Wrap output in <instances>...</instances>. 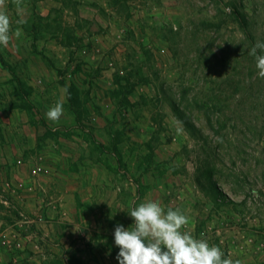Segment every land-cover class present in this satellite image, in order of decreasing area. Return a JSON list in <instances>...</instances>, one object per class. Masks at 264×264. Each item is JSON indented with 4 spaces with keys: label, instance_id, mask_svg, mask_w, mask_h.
Here are the masks:
<instances>
[{
    "label": "rangeland",
    "instance_id": "374dc122",
    "mask_svg": "<svg viewBox=\"0 0 264 264\" xmlns=\"http://www.w3.org/2000/svg\"><path fill=\"white\" fill-rule=\"evenodd\" d=\"M51 22L24 30L65 51L35 47L31 92L19 82L0 98L63 103L67 124L52 130L36 110L43 133L27 132L25 153H0V264H118L115 227L149 199L188 216L184 230L224 259L264 264V79L248 54L264 42V0H58ZM13 128L0 126V144H19ZM75 136L82 188L52 173L12 183L38 137L66 148L52 163L77 172Z\"/></svg>",
    "mask_w": 264,
    "mask_h": 264
},
{
    "label": "crops",
    "instance_id": "0c3cea01",
    "mask_svg": "<svg viewBox=\"0 0 264 264\" xmlns=\"http://www.w3.org/2000/svg\"><path fill=\"white\" fill-rule=\"evenodd\" d=\"M58 0H23L22 7L24 8V13L21 15L17 12L16 6L13 3V0H5L6 4V14L9 16L11 20V32L10 35L12 36V39L10 40L7 47L0 46V57L2 54L3 59L0 60V90H3L4 87L11 86L12 88L16 87V90H18V83L24 82L28 88V91L31 92V89L29 86L33 84V81L29 77H26V75L35 74V72L38 70L35 68V60L37 58V55L35 54V47L40 48L42 50L43 46L45 48L54 47L56 50H63L65 51V47L60 44L61 39H52L51 37L40 39L39 35H35L32 33H27L24 30L25 26H31L33 19L35 20L36 16H41L44 19H46L50 24H52V12L54 8H56ZM22 19L24 21L23 24L18 25L16 23L17 20ZM22 29V35L19 38H16L14 36V32L17 28ZM52 41L54 44H52ZM57 41V42H56ZM39 42H42L43 44L39 46ZM45 52V51H44ZM1 57V58H2ZM6 57H10L12 61L9 69L7 64H9L8 61L5 60ZM6 64V65H5ZM41 72H49L51 71L49 69L40 70ZM10 73L17 75V80H13V84H5L4 81L8 80L10 78ZM21 84V83H19ZM59 90H62V86H58ZM14 90V89H13ZM7 90H5L2 93V98H0V126H4L7 128H13L12 132V140L19 141L18 145H9L8 141L5 140V144H0V153L7 152V153H25L23 149V143L26 141V134L27 132H33V134L38 136V134H42L44 130L43 125V117L42 115H38L36 113V110L38 111H48L49 108L53 107L54 103H49L48 101L40 104L32 103L33 106L29 108H24L22 101L27 100L30 101V98H36L29 96L21 95L23 98H21L20 93L17 92L16 94L11 95V100L13 103L6 105V99L9 100L10 96L8 93H5ZM14 92V91H13ZM31 94V93H30ZM29 98V99H28ZM36 100V99H34ZM26 102V101H24ZM62 102V101H60ZM63 102H67L66 98ZM30 104V103H29ZM63 104V103H61ZM34 105L36 108H34ZM39 107L41 109H39ZM31 111L34 112V116L32 115ZM64 111V110H63ZM44 121L48 126H52V130H60L63 131L64 127L67 124V112H65L59 122L52 123L47 120L46 115H44ZM42 131V132H39ZM79 132V131H78ZM82 132H79L78 134H81ZM83 136V135H78ZM77 137V142L75 143V160L77 163V172L71 171L68 167L65 169V171H61L60 168H58L57 165L53 164V160H57V158L60 156V152L64 155L68 154V151L65 150L66 148H61L59 146H51L46 145L43 146L42 144H38V137L36 139L35 145L31 148L30 154H32V158L30 161V165H21V167H12V172H10L9 177L12 181V183H15L14 181L19 178L21 181L22 176H25L27 178L26 183L30 182L31 180H35L38 177H40L41 180H44V178H47V174L52 173L53 175H56L57 177L52 178L54 184L57 186L60 185L61 179L66 181H74L77 188H82L84 185V173H87L86 169L84 168V164L82 157H80V151L79 148L81 145L86 144L82 141V138ZM74 137V138H75ZM76 139V138H75ZM79 142V144H78ZM49 160L51 162H49ZM49 163V164H48ZM94 168H97L100 166L99 163L95 162L92 164ZM25 166V172L24 175H20L18 172L20 169L23 170ZM16 173H13L15 172ZM55 172V173H54ZM5 174H8V170L5 171ZM26 174V175H25ZM88 174V173H87ZM6 176V175H5ZM7 178V176H6ZM61 178V179H60ZM88 178V176H86ZM18 183V182H17ZM35 196H38V194H34Z\"/></svg>",
    "mask_w": 264,
    "mask_h": 264
},
{
    "label": "clouds",
    "instance_id": "9594fccd",
    "mask_svg": "<svg viewBox=\"0 0 264 264\" xmlns=\"http://www.w3.org/2000/svg\"><path fill=\"white\" fill-rule=\"evenodd\" d=\"M13 3L22 15L23 0H13ZM16 23L20 25L24 21L20 19ZM11 31L5 0H0V46H8ZM21 35L22 29L18 27L14 36L19 38ZM248 54L255 58L258 77L264 79V42H257ZM45 115L48 121L59 122L63 105L57 102ZM128 215L133 224L127 229L117 225L114 230V243L119 248L118 264H234L233 260L223 258L224 253L219 247L210 246L207 240L196 239L185 231L190 220L179 209L165 212L159 201L149 199L131 207Z\"/></svg>",
    "mask_w": 264,
    "mask_h": 264
},
{
    "label": "trees",
    "instance_id": "16d2710c",
    "mask_svg": "<svg viewBox=\"0 0 264 264\" xmlns=\"http://www.w3.org/2000/svg\"><path fill=\"white\" fill-rule=\"evenodd\" d=\"M192 128V127H191ZM194 130V129H193Z\"/></svg>",
    "mask_w": 264,
    "mask_h": 264
}]
</instances>
